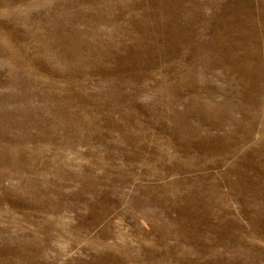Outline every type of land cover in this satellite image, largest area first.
Masks as SVG:
<instances>
[{"label": "rangeland", "instance_id": "rangeland-1", "mask_svg": "<svg viewBox=\"0 0 264 264\" xmlns=\"http://www.w3.org/2000/svg\"><path fill=\"white\" fill-rule=\"evenodd\" d=\"M0 264H264V0H0Z\"/></svg>", "mask_w": 264, "mask_h": 264}]
</instances>
